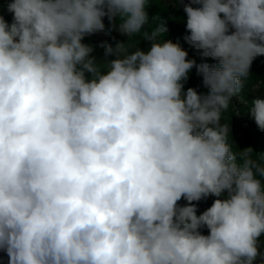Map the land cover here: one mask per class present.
Returning a JSON list of instances; mask_svg holds the SVG:
<instances>
[{
    "label": "clouds",
    "instance_id": "9594fccd",
    "mask_svg": "<svg viewBox=\"0 0 264 264\" xmlns=\"http://www.w3.org/2000/svg\"><path fill=\"white\" fill-rule=\"evenodd\" d=\"M149 3L11 0L12 22L0 15L8 264H264V153L233 152L221 123L264 56V0L185 5L184 40L218 65H197L161 39L159 17L142 31ZM104 17H119V32L150 41L148 50L105 41L115 58L97 63L82 40L105 31ZM194 66L206 94L184 89ZM248 111L264 130V99ZM208 196L197 215L192 202Z\"/></svg>",
    "mask_w": 264,
    "mask_h": 264
},
{
    "label": "rangeland",
    "instance_id": "374dc122",
    "mask_svg": "<svg viewBox=\"0 0 264 264\" xmlns=\"http://www.w3.org/2000/svg\"><path fill=\"white\" fill-rule=\"evenodd\" d=\"M160 1L167 7H178L184 9L185 5H188L190 0H156ZM11 0H0V15L4 16V19L10 24L13 19V15L7 12V4ZM105 24V31L96 32L93 34L85 35L84 43L93 47V52L90 54L95 58L97 63L104 62L106 59L111 60L115 57H105L104 48L100 47L103 42H108L113 45L111 41L112 36L120 34L119 23L116 19L110 22L107 17L103 18ZM113 23L115 28H113ZM169 25V24H168ZM174 33H177L176 28H172ZM127 43V42H126ZM138 47L140 50L147 51L150 44L146 40L131 41L126 45L131 51L133 47ZM191 48H194L191 46ZM188 59V57H187ZM216 64L219 60L216 59ZM103 71V70H102ZM90 75L91 74H86ZM194 88L198 93H207V89L203 87L202 77L197 74V70L193 67L190 72L187 81L184 84L185 91L187 88ZM260 98L264 99V56L256 57L250 68V77L245 81L244 88L236 96L231 99V104L227 112L224 113L221 123H228L231 131L229 132L228 142L232 145V151L239 153L246 148L251 147L255 154L264 153V130H261L256 125L254 119L249 114V107H251V101ZM253 154V159H258ZM239 159V156H238ZM242 162V161H241ZM239 164L240 161L238 160ZM216 197L208 196L200 201H193L192 203L197 207V215L202 214L207 208L211 207ZM188 202L183 198L178 201V205L186 206ZM202 234L208 235V229H201ZM264 240V238H262ZM261 250L264 251V243H262ZM0 264H8L7 254L0 250ZM259 264V261L256 262Z\"/></svg>",
    "mask_w": 264,
    "mask_h": 264
},
{
    "label": "trees",
    "instance_id": "16d2710c",
    "mask_svg": "<svg viewBox=\"0 0 264 264\" xmlns=\"http://www.w3.org/2000/svg\"><path fill=\"white\" fill-rule=\"evenodd\" d=\"M189 4H191V0ZM191 6L200 7V5L198 4H191ZM146 11L149 16V24L145 25L142 31L151 32L158 23V21H156L154 18L159 17L160 19L166 22V27H167V32L164 36L162 35L160 37L161 39L165 41L171 40L173 43H179L182 46V48L185 51H187L188 59L189 60L194 59L197 65L201 63H208L209 65L219 64V63L218 64L215 63L216 59H213L211 57H204L202 55V50L191 48V45H189L184 40V36L189 35V33L186 31L187 17H186V13L184 12V9H180L178 7H167L164 6L160 1L150 0V3L148 4ZM115 19L118 23H120L119 17ZM173 27L176 28L177 33L173 32L172 30ZM84 39L82 40V43H84ZM138 40H144V39H142L141 36H137L134 37L131 41H138ZM111 41L113 43H118V42L126 43L129 42V37L127 35H122L121 33L115 34L114 36H112ZM147 42L148 44H150V41Z\"/></svg>",
    "mask_w": 264,
    "mask_h": 264
}]
</instances>
